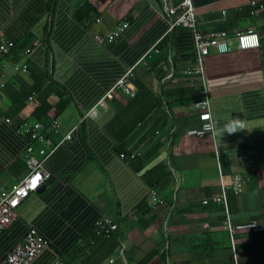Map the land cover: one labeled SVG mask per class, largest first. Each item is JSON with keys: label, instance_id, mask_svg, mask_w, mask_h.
<instances>
[{"label": "crops", "instance_id": "obj_1", "mask_svg": "<svg viewBox=\"0 0 264 264\" xmlns=\"http://www.w3.org/2000/svg\"><path fill=\"white\" fill-rule=\"evenodd\" d=\"M192 1L203 34L252 30L260 47L212 49L203 75H185L197 65L194 35L168 32L164 0H0V35L26 66L4 72L15 56L0 54V191L27 173L24 123L48 133L56 120L55 144L72 134L0 232V262L35 227L46 245L31 264H80L86 256L73 249L106 217L124 232V258L117 245L93 264H165L166 241V264H264V233L224 227L226 211L234 224H264V0ZM123 20L122 37L97 41ZM131 68L133 92L114 89ZM206 97L214 134L188 135L201 125L195 102ZM152 189L164 200L156 207ZM224 189L226 207L204 204Z\"/></svg>", "mask_w": 264, "mask_h": 264}, {"label": "built area", "instance_id": "obj_2", "mask_svg": "<svg viewBox=\"0 0 264 264\" xmlns=\"http://www.w3.org/2000/svg\"><path fill=\"white\" fill-rule=\"evenodd\" d=\"M163 20L168 26V32L173 31L178 27H187L193 32L195 47L197 50V65L193 68H188L183 73L185 75H203L205 59L211 53L212 49L217 53H228L235 48L239 50H248L260 47L259 35L252 31L238 32L234 36L228 35V32L212 33L210 36L203 34L197 24V17L195 6L192 0H182L176 5L169 4L164 0V11L161 14ZM128 28V23L121 22L117 29L111 31L106 36H97V40L101 44H109L117 37L124 34ZM15 45L13 41L3 39L0 35V52L7 51ZM134 76V68L129 69L121 79L118 80L115 87L124 89L127 93H132L131 79ZM169 75L168 77H170ZM30 100L34 99V95L29 97ZM196 107L201 109L200 121L202 122L199 128L189 130L190 135L203 136L210 134L214 130L213 116L210 108L208 98H203L195 103ZM94 111H90L87 115L91 116ZM58 122L54 120L51 123V130L56 129ZM44 124L41 122L24 123L22 127V134L27 138L26 157L28 169L27 173L19 180V182L11 189L0 191V232L9 227L18 217V209L22 202L32 193L37 191L49 177L46 170V160L54 152L52 148L49 152L48 149L52 146L50 137L41 132ZM72 134L65 136L58 145L64 141L70 140ZM38 141L43 144V147L38 149L40 156L39 159L34 155V143ZM122 159L125 158L123 154L120 155ZM213 201L218 203L226 201V189L220 197L213 198ZM152 205L162 204L163 201L158 197L155 191H152V196L149 200ZM205 204L208 201H204ZM175 205H170L167 208V216L164 226L167 229L172 212ZM99 227V234L101 230L113 231L119 228V225L110 218H102L96 224ZM209 227V223L204 224ZM224 227L234 236L237 231L251 230L253 233H264V224L254 220L248 223L234 224L231 221L229 214L224 218ZM46 242L44 238L37 233L36 230L31 229L22 243L17 244L8 255L0 262V264H31V262L38 256V254L45 248ZM165 249L169 248V242L165 243ZM124 241L120 242V255L124 258ZM264 262V259H263ZM52 264H70L61 259H57Z\"/></svg>", "mask_w": 264, "mask_h": 264}, {"label": "trees", "instance_id": "obj_3", "mask_svg": "<svg viewBox=\"0 0 264 264\" xmlns=\"http://www.w3.org/2000/svg\"><path fill=\"white\" fill-rule=\"evenodd\" d=\"M124 21V20H123ZM123 21H121V22H123ZM121 22L119 23V25L121 24ZM119 25L117 26V27H119ZM117 27L115 28V29H117ZM114 29V30H115ZM128 29V28H127ZM126 29V30H127ZM113 31V30H112ZM126 32V31H125ZM124 32V33H125ZM124 35V34H123ZM122 35V36H123ZM97 36H103V35H97ZM97 36H96V39H97ZM106 36V35H105ZM122 36H120V37H122ZM120 37H117L116 39H119ZM115 39V40H116ZM114 40V41H115ZM98 41V40H97ZM99 42V41H98ZM113 42V41H112ZM111 42V43H112ZM100 43V42H99ZM110 44V43H109ZM109 44H103V45H109ZM20 53H21V50L20 49H16V45H14L12 48H10V49H8L7 51H3V52H0V54H4L5 56H6V58H11V57H13V56H15V58H14V60L13 61H11L10 63H5L4 64V72H6V70L9 68V67H15L16 69L18 68V69H22L23 71L25 70V64L24 63H22V62H20V61H18V59L20 58ZM5 78V75L4 74H2L1 76H0V88L3 86V79ZM116 88H119V87H115L114 89H116ZM30 100V99H29ZM202 100V99H201ZM209 100V99H208ZM199 101V100H198ZM197 102V101H196ZM195 102V103H196ZM209 102H210V100H209ZM167 107V106H166ZM195 107H196V105H195ZM168 108V107H167ZM165 109V111L167 112V113H169V109ZM197 108V107H196ZM210 108H211V106H210ZM199 109V108H198ZM201 110V109H200ZM202 112V111H201ZM212 112V111H211ZM201 114V113H200ZM199 119H200V115H199ZM201 122V121H200ZM27 123H29V122H27ZM201 124H202V122H201ZM201 126V125H200ZM199 126V127H200ZM23 127V126H22ZM199 127H197V128H199ZM59 129V126H57V128L55 129H53V130H49L50 132H48V133H46V132H44V130H47L46 129V127H45V125H44V128L41 130V132L42 133H44L45 135H47V136H49L50 137V140L52 141V139H51V136H50V134L51 133H54V132H56L57 130ZM194 129V128H193ZM191 130V129H190ZM214 131H215V127H214V130H213V132L212 133H210V134H206V135H212L213 136V134H214ZM172 132H175V130H173ZM187 134L188 135H190L189 134V130L187 131ZM24 136V135H23ZM193 136H196V135H193ZM203 136H205V135H203ZM24 139L26 140V147H27V138L24 136ZM68 141V140H67ZM66 141H64L63 143H65ZM62 143V144H63ZM61 145V144H60ZM60 145H58V143L57 144H55L53 141H52V146L48 149V151L47 152H49L52 148H55V150H54V152L56 151V149L60 146ZM40 147H43V144L41 143V142H38V141H36L35 143H34V148H35V150H34V155L37 157V158H39V159H43V156H40L39 155V153H38V149L40 148ZM53 152V153H54ZM52 153V154H53ZM51 154V155H52ZM50 155V156H51ZM25 156H26V149H25ZM49 156V157H50ZM49 157L47 158V160H46V163H47V161H48V159H49ZM133 157H135V155H130V156H128L127 158L125 157L124 158V161L125 160H130L131 158H133ZM26 163H27V157H26ZM46 163H45V166H46ZM27 169H28V164H27ZM46 170L48 171V169H47V167H46ZM48 173H49V171H48ZM49 176H50V173H49ZM19 182V181H18ZM11 190V189H10ZM38 191V190H37ZM152 191H155L156 192V194L158 195V193H157V191H156V189H152L151 191H150V198H151V196H152ZM36 192V191H35ZM32 193H34V192H32ZM30 196V195H29ZM28 196V197H29ZM27 197V198H28ZM158 197L164 202V200L158 195ZM26 198V199H27ZM25 199V200H26ZM24 200V201H25ZM150 200V199H149ZM208 201V203L210 202V201H212L213 203H216V202H214L213 201V199H211V200H207ZM23 203V202H22ZM207 203V204H208ZM222 204H224V206L226 207V201H222L221 202ZM149 204L152 206V207H156L157 205H152L150 202H149ZM173 204V203H172ZM172 204H169V206L170 205H172ZM205 204V203H204ZM218 204H219V202H218ZM159 205V204H158ZM169 206H167L166 207V210H167V208L169 207ZM228 214V212L226 211V214H225V216ZM114 222H116L114 219H112ZM118 225H119V223L118 222H116ZM31 229H34V230H36L35 229V227H31L30 229H29V231L31 230ZM226 229V228H225ZM228 230V229H227ZM28 231V232H29ZM37 231V230H36ZM99 232V227H97V226H94V228H93V232L91 233V235H88V236H86L85 238H84V240L82 241V243L80 244V245H78L76 248H74L73 249V253L75 254V255H77V254H79L80 253V251H83L84 252V254H85V256H86V258H85V260H83V261H81V263L80 264H93L104 252H107V251H111V250H113V249H116V246L118 245L119 246V248H120V242L121 241H123V240H121V238H122V236H123V231H121V229H120V225H119V228L117 229V230H113V231H106V230H101V232H100V234L98 233ZM123 232V233H122ZM37 233L39 234V235H41L38 231H37ZM42 236V235H41ZM25 239V238H24ZM45 241V240H44ZM23 242V241H22ZM21 242V243H22ZM167 242V241H166ZM165 242V243H166ZM169 249L170 248H168L167 250L165 249V247H163V250H162V252H161V254H160V257H161V259L164 261L163 263H165L166 264V262H167V260H166V258L167 259H169ZM119 252H120V249H119ZM121 256V255H120ZM77 258H72V259H61V260H64V261H66V262H69L70 264H78V263H75V261H77L76 260Z\"/></svg>", "mask_w": 264, "mask_h": 264}]
</instances>
